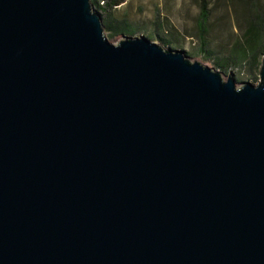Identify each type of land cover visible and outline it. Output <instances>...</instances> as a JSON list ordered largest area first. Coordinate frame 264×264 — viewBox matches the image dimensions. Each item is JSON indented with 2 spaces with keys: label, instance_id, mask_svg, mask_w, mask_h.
I'll return each mask as SVG.
<instances>
[{
  "label": "water",
  "instance_id": "water-1",
  "mask_svg": "<svg viewBox=\"0 0 264 264\" xmlns=\"http://www.w3.org/2000/svg\"><path fill=\"white\" fill-rule=\"evenodd\" d=\"M0 264H264L256 83L91 0H0Z\"/></svg>",
  "mask_w": 264,
  "mask_h": 264
},
{
  "label": "rangeland",
  "instance_id": "rangeland-1",
  "mask_svg": "<svg viewBox=\"0 0 264 264\" xmlns=\"http://www.w3.org/2000/svg\"><path fill=\"white\" fill-rule=\"evenodd\" d=\"M94 3V0H91ZM211 12L208 19V42L202 47L198 36L200 0H127L118 8L112 9L111 15L119 20L126 19L130 25L120 31L106 27L108 13L102 10L106 6L103 0H97L95 9L104 21V32L109 41L115 43L125 35H145L150 40L170 48H181L188 55L205 65L222 72L227 78L233 74L237 83L250 81L256 83L260 76V67L249 68L243 64H222L220 56L229 52L230 46L240 37L244 21L237 16L227 0H209ZM264 5V0H260ZM210 51L208 53V51ZM264 51L260 54L263 59Z\"/></svg>",
  "mask_w": 264,
  "mask_h": 264
},
{
  "label": "trees",
  "instance_id": "trees-1",
  "mask_svg": "<svg viewBox=\"0 0 264 264\" xmlns=\"http://www.w3.org/2000/svg\"><path fill=\"white\" fill-rule=\"evenodd\" d=\"M106 6L103 11L109 12L106 27L113 31H120L123 26L130 25L126 20H119L111 15L112 9L118 8L127 0H103ZM234 8L237 16L244 21V26L240 37L230 46L226 55L220 56L217 65L221 68L222 64L228 65H248L249 68L260 67V54L264 51V5L260 0H227ZM98 3L94 0V5ZM99 7L96 8L99 10ZM211 7L209 0H200V11L198 19V36L201 39L202 47L208 42V19ZM208 51V50H207ZM210 51H208L209 53ZM260 69V68H259Z\"/></svg>",
  "mask_w": 264,
  "mask_h": 264
}]
</instances>
